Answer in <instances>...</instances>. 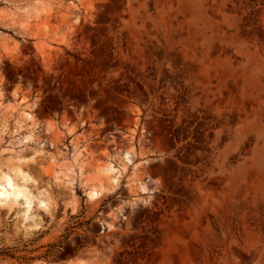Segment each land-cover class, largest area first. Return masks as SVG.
<instances>
[{"label": "rangeland", "instance_id": "rangeland-1", "mask_svg": "<svg viewBox=\"0 0 264 264\" xmlns=\"http://www.w3.org/2000/svg\"><path fill=\"white\" fill-rule=\"evenodd\" d=\"M3 177L0 264H264V0H0Z\"/></svg>", "mask_w": 264, "mask_h": 264}, {"label": "bare ground", "instance_id": "bare-ground-1", "mask_svg": "<svg viewBox=\"0 0 264 264\" xmlns=\"http://www.w3.org/2000/svg\"><path fill=\"white\" fill-rule=\"evenodd\" d=\"M113 168H114L113 165L107 164V163L104 162V163L99 164L98 168L96 167L93 170L97 173V176L100 177L101 176V172L102 173H113L114 172ZM30 176H31V174H29V173L26 174L27 179H30L29 178ZM3 178L4 179L2 181H0V200L3 199V197L8 192V188H10L11 185H12V181H11L10 178H8V177H3ZM92 195L95 196L96 195V191H93Z\"/></svg>", "mask_w": 264, "mask_h": 264}]
</instances>
